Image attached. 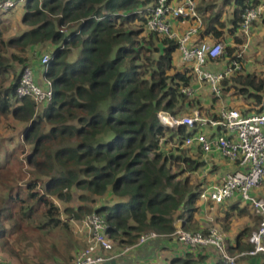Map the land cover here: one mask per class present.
Instances as JSON below:
<instances>
[{"label": "trees", "instance_id": "trees-1", "mask_svg": "<svg viewBox=\"0 0 264 264\" xmlns=\"http://www.w3.org/2000/svg\"><path fill=\"white\" fill-rule=\"evenodd\" d=\"M14 1L15 8L0 14L9 15L22 4ZM157 1L26 0L21 5L22 24L28 30L9 37L0 19V244L8 256L20 257L7 245L13 235L26 236L25 227L39 242H47L41 248L45 259L61 256L70 263L72 250L82 246L51 197L71 203L76 192L82 205L66 207V215L81 219L98 213L110 226V237L123 247L136 245L149 232L172 237L184 208L186 222L192 221V206L201 190L189 177L180 179L203 162L192 159L189 149L164 155L162 139L183 144L193 132L185 126L168 129L159 118L161 112L177 116L191 106L181 93L191 85V70L174 65L177 41L153 33L142 36L144 27L130 28L137 21L146 23ZM235 3L232 34L240 31L248 0ZM213 8V2L202 0L197 11L203 17L212 12L204 19L206 34L220 38L222 31L215 25L222 29L225 24ZM74 50L79 54L71 61ZM39 51L52 54L45 76L54 93L40 109L32 98L17 94L25 67L31 66L37 78ZM237 52V47L225 49L230 59H236ZM232 90L260 107L264 78L256 73L233 75L221 82L222 93ZM10 120L12 130L22 126L21 141L13 148L14 140L3 137L1 130ZM23 160L30 175L25 189L18 186L25 180ZM105 196L112 201L106 197L104 204L94 207L97 198ZM53 233L56 239L49 241ZM0 264L11 262L0 258Z\"/></svg>", "mask_w": 264, "mask_h": 264}, {"label": "built area", "instance_id": "built-area-1", "mask_svg": "<svg viewBox=\"0 0 264 264\" xmlns=\"http://www.w3.org/2000/svg\"><path fill=\"white\" fill-rule=\"evenodd\" d=\"M26 0H21L23 3ZM16 7L14 0H0V11L7 12ZM240 32L249 41L251 33L257 22L264 18V0H248L242 13ZM171 19L186 20L191 22L187 31L179 35L172 29ZM144 32L157 34L178 42V51L182 61L193 64V73L200 85L208 84L212 93L222 97L221 82L244 71L243 62L238 56L230 59L226 69L221 72H213L207 68L210 61H216L225 56V44L216 42L209 44L204 41H194L202 29V18L197 11V0H180L176 5L168 0H158L155 7L146 18ZM52 60V54L41 56L40 63L47 68ZM181 93L189 99L195 97L197 89L192 86H184ZM19 98H32L38 109L53 100V83L46 79L45 86L40 85L35 77V71L31 66L23 69L20 83L17 88ZM244 113L239 108H223L216 119H209L202 115L200 110H195L192 115L177 118L170 113L161 112L159 118L162 124L173 131L185 126L193 135L187 137L179 149L199 145L204 153L217 149L230 162L238 165L239 170L225 175L223 180L216 184L203 188L200 199L204 201L223 204L239 195L248 203L253 213L261 218L260 227L252 234L250 242L253 249L231 253L229 245L217 228L209 232H187L176 221L174 223L176 238L180 246L190 251L213 248L219 255L223 264H240L241 259L264 254V197L259 198L252 194V190L260 187L264 181V100L260 107ZM218 129L219 133L209 137L205 129ZM165 139H162L160 144ZM62 221L73 228L76 235L84 238L83 247L70 263L56 264H108L115 258L124 256L135 247L159 239L157 233L143 234L136 245L124 248L114 256H104L103 251L111 252L115 248V242L109 235L110 226L106 219L98 213H90L77 219L64 217Z\"/></svg>", "mask_w": 264, "mask_h": 264}, {"label": "crops", "instance_id": "crops-1", "mask_svg": "<svg viewBox=\"0 0 264 264\" xmlns=\"http://www.w3.org/2000/svg\"><path fill=\"white\" fill-rule=\"evenodd\" d=\"M210 1L213 2L214 5L213 14H219V22L225 24V27L222 29H220L218 25H215L216 28L222 31V34L220 38H215L213 34H206L207 23L204 22V19L210 17V14L212 12L206 13L204 17L198 12L202 18L203 27L200 30L199 35H197L193 40L204 41L209 44L223 42L226 49L229 47H237V54L241 56L244 66V71L242 74L256 73L261 78H264V72L259 73L252 70L251 62L244 59L242 52H245V49L248 48V44L246 43H249L250 40L247 41V39L242 35L240 31H237L234 34H232L230 31L233 28V20L235 18V11L237 7L235 3L236 0H206V2ZM178 2L179 0H171V3L174 5H176ZM201 3L202 0H197V8ZM21 5L18 6L13 11V13H15L14 17L17 20L21 21L22 33L28 29H25L24 25L22 24L23 6ZM9 17L10 14L5 16L0 14V19L3 20V22L4 19H7ZM171 22L173 31L179 35L184 34L191 26V22L186 20L171 19ZM253 32L252 33L255 34V37H261L264 39V18L262 19V21L260 20L255 24ZM239 41H241V43H239ZM242 46L245 48L244 50L243 48L241 49ZM255 52H257V50H255ZM249 53L250 50L248 51V55ZM36 55L38 59L37 62H35V65L38 63L36 66L37 82L40 85L45 86L47 79L45 76L46 68H44L40 63V59L43 54L39 51L36 52ZM252 55L253 51L252 54L249 55V57ZM229 63L230 57L225 54V56L219 60L208 62L207 68L213 72H221L227 68ZM174 65L177 70H191L189 75L192 76L193 79L190 86L197 89L195 97L189 99L191 106L184 107L183 110L179 111L178 115L175 117L182 118L184 116L192 115L195 110H200L204 117L212 119L211 116L214 114L218 116L223 108H239L242 111L248 110L250 108H255L254 106H252L253 103L251 100H242L238 95L234 94L233 90L229 92L224 91L220 99L214 98L210 86L208 84L200 85L193 73V64H185L181 59L179 51L174 56ZM205 132L209 137H212L214 135H217L219 133V130L208 128L205 129ZM178 145V140H169L168 138H165V140L160 144V150L164 155L171 156L174 155L177 150L187 151L189 149V155L192 159L196 161H202L203 164L201 167H199L195 171H191V174L193 173L192 175L187 174L188 172L184 174L185 177H189L191 184L193 186H199V190L201 191L205 187L220 183L228 173H233L239 170L237 164L230 162L217 149H213L209 153H204L197 144L191 147H185L184 149H179L177 147ZM180 180H182V178ZM252 194L259 198L264 197V181L260 187L252 190ZM106 197L107 196H105L98 202L104 204L105 201L103 202V200H105ZM108 197L107 200L112 199V197ZM186 210L187 209L185 208L182 209L181 216L177 217L176 219V221L179 222V225L185 231L207 233L210 231V229L217 228L222 234L225 235V238L229 245V251L231 253L250 251V247L253 246L250 242V238L261 225L260 217L256 216L253 213L250 205L244 202L239 195H236L234 198L223 204L204 201L200 199V197H198V199L192 206V210H195V213L193 214V219L190 223L186 222ZM63 212L65 211L61 210V215ZM69 228L74 238L82 246L81 248L75 247L72 250L71 255L73 259L77 252L85 247V242L83 237L75 234L72 227L69 226ZM126 247L120 246L115 243V248L113 249V251H103L102 254L104 256H114L120 253ZM12 259L14 260L15 257L13 258L10 256H6L5 258L3 257V262H11ZM39 261H41V264H55L57 262L67 263V258L64 259L61 256H57L54 257V259H45L44 257ZM176 261V264H184V262H186L187 264H223V262L219 258L218 253L213 248L190 251L187 248L180 246L177 239L174 237H162L152 240L140 247H135L128 254L112 260L110 264H175ZM240 264H264V254L243 258L241 259Z\"/></svg>", "mask_w": 264, "mask_h": 264}, {"label": "rangeland", "instance_id": "rangeland-1", "mask_svg": "<svg viewBox=\"0 0 264 264\" xmlns=\"http://www.w3.org/2000/svg\"><path fill=\"white\" fill-rule=\"evenodd\" d=\"M14 14L15 13H11L10 14V17L7 18V19H4V24L5 26L7 27L8 31H7V36H15V35H18V34H21V21L20 20H17L15 17H14ZM145 23L142 24V22L140 21H137V22H134L130 25V28L132 29H135V30H139L140 31V28H143L145 27L144 25ZM25 29L27 28L26 26H24ZM254 33V32H253ZM251 33V39H250V42L246 43L248 44V48L245 49L243 46L241 47V49L243 48V50L245 49V52H242L243 53V56H244V59L246 60H249V62H251L252 64V70L254 71H257V72H264V39L261 38V37H255V34ZM150 34H147L143 31V34L142 36H148ZM258 36V35H257ZM161 38H165V37H162L160 36ZM255 39V40H254ZM245 41V40H244ZM250 50V53L249 55L252 54V51H253V55L249 57L248 55V51ZM255 50H257V52H255ZM261 52V53H260ZM78 54H79V51L77 50H74L72 52V54L70 55V60L71 61H75L78 57ZM42 107V106H41ZM40 107V108H41ZM39 108V109H40ZM250 111L252 110H255L257 111L256 109H248ZM10 125V127H8ZM11 125H14V122L13 120H10L9 122H4L3 123V127H2V133H3V137L5 138H12L14 140V143L13 144H10V148H13L15 147L16 145H18V143H20L21 141V133H22V126L19 125L18 127H15V129H11ZM19 137V138H17ZM7 145H9V142H6ZM29 147H26V151L27 153L29 152ZM22 159H24L22 157ZM15 163V162H14ZM15 166H13V168H16L17 167V163L14 164ZM21 170L23 172V177L25 178V180L21 183H19V187L22 188V189H25V184L26 182H28V180L30 179V175L28 174V171H29V168L26 164V162L23 160V163H21ZM189 175H192L191 174V171H188ZM185 175H182V179H184ZM80 192H76L74 195H75V198L74 200L71 201V203H64V202H61L53 197H51V199L57 204L60 206L61 210L64 211V209L66 207H77V206H80L82 205V203L79 201V194ZM102 198H97V200H101ZM107 202L109 201H112V199L110 200H106ZM104 202V201H103ZM101 205V203H96L94 205V207L96 206H99ZM90 206V205H89ZM62 216H64L65 218L66 217H69L66 215L65 212L62 213ZM25 224H22V226L24 227ZM6 227L8 229L11 228L10 224H6ZM22 233H24L26 236H20V235H13L12 237L9 238V243H8V249H11L12 247L14 249H16L15 251L17 253L20 254V257L19 258H15L14 260L12 259L11 263L13 264H38L40 263L41 261L40 258H43L44 255L43 253L41 252V248L42 247H47V242L44 243V242H39V240L36 238V234L31 232L30 229H26L25 227L22 229ZM39 233H43V232H39ZM10 236V235H9ZM31 237L33 238V241H31ZM45 239H47V237L45 236ZM56 239V233H53L52 235L49 236V241H55ZM45 241V240H44ZM3 247H1V244H0V258L3 260V257L5 258L6 256H8L7 254L3 253L2 249ZM7 249V248H6ZM41 264V263H40Z\"/></svg>", "mask_w": 264, "mask_h": 264}, {"label": "water", "instance_id": "water-1", "mask_svg": "<svg viewBox=\"0 0 264 264\" xmlns=\"http://www.w3.org/2000/svg\"><path fill=\"white\" fill-rule=\"evenodd\" d=\"M108 264H110V263H108Z\"/></svg>", "mask_w": 264, "mask_h": 264}]
</instances>
